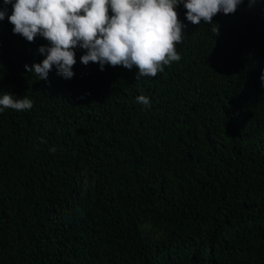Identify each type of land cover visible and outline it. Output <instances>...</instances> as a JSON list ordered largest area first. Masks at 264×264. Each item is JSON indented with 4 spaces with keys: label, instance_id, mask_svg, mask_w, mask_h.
<instances>
[{
    "label": "trees",
    "instance_id": "obj_1",
    "mask_svg": "<svg viewBox=\"0 0 264 264\" xmlns=\"http://www.w3.org/2000/svg\"><path fill=\"white\" fill-rule=\"evenodd\" d=\"M177 11L181 60L139 80L80 48L39 80L48 41L0 21V97L34 102L0 112V264H264V0Z\"/></svg>",
    "mask_w": 264,
    "mask_h": 264
},
{
    "label": "clouds",
    "instance_id": "obj_2",
    "mask_svg": "<svg viewBox=\"0 0 264 264\" xmlns=\"http://www.w3.org/2000/svg\"><path fill=\"white\" fill-rule=\"evenodd\" d=\"M244 0H3L0 21L5 18L12 31L28 42L42 37V62L25 65L27 72L47 80L55 68L58 75L71 79L77 63L76 49L86 51L80 57L84 65L134 67L136 80L155 77L165 66L181 60L177 44L183 42L188 27L178 15L181 4L187 10V21L194 25L213 24L218 13L234 14ZM255 0H250L251 4ZM8 5L12 14L8 15ZM111 13V14H110ZM219 35V27L214 29ZM264 83V74L260 77ZM136 103L150 107L147 96L136 97ZM34 102L25 95L19 98L6 92L0 97V112L6 109L28 111ZM55 151V149H51Z\"/></svg>",
    "mask_w": 264,
    "mask_h": 264
}]
</instances>
